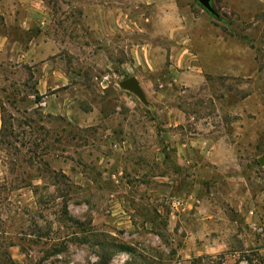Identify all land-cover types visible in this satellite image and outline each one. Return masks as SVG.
Wrapping results in <instances>:
<instances>
[{"label": "rangeland", "instance_id": "374dc122", "mask_svg": "<svg viewBox=\"0 0 264 264\" xmlns=\"http://www.w3.org/2000/svg\"><path fill=\"white\" fill-rule=\"evenodd\" d=\"M42 3L0 0V264H264V0Z\"/></svg>", "mask_w": 264, "mask_h": 264}, {"label": "water", "instance_id": "95a60500", "mask_svg": "<svg viewBox=\"0 0 264 264\" xmlns=\"http://www.w3.org/2000/svg\"><path fill=\"white\" fill-rule=\"evenodd\" d=\"M200 6L213 15H217L216 10L212 6L211 0H198ZM120 86L122 88L132 91L141 101L146 102L145 96L142 89L138 83V80L134 76L127 77L120 81ZM259 163H264V158H259Z\"/></svg>", "mask_w": 264, "mask_h": 264}, {"label": "crops", "instance_id": "0c3cea01", "mask_svg": "<svg viewBox=\"0 0 264 264\" xmlns=\"http://www.w3.org/2000/svg\"><path fill=\"white\" fill-rule=\"evenodd\" d=\"M25 9L30 14L38 15V13H43L45 6L42 3V0H23Z\"/></svg>", "mask_w": 264, "mask_h": 264}, {"label": "trees", "instance_id": "16d2710c", "mask_svg": "<svg viewBox=\"0 0 264 264\" xmlns=\"http://www.w3.org/2000/svg\"><path fill=\"white\" fill-rule=\"evenodd\" d=\"M124 248H126V249L130 250V247H128V246H127V247H126V246H124Z\"/></svg>", "mask_w": 264, "mask_h": 264}]
</instances>
